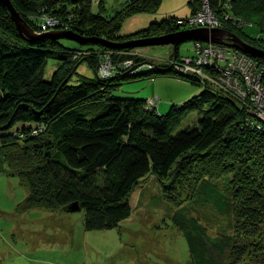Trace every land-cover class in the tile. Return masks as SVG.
Here are the masks:
<instances>
[{"label":"trees","instance_id":"16d2710c","mask_svg":"<svg viewBox=\"0 0 264 264\" xmlns=\"http://www.w3.org/2000/svg\"><path fill=\"white\" fill-rule=\"evenodd\" d=\"M162 1L128 0L110 15L104 0L97 11L94 0H11L37 33L49 18L60 19V26L83 41L72 40L74 48L48 35L26 40L0 3V173L17 176L28 189L20 208L65 210L77 203L85 230L103 231L132 216L130 195L147 176H156L169 191L179 175L189 172L196 199L186 200L170 218L188 242L192 263L237 264L253 255L264 264V126L247 123L245 110L229 93L207 82L205 87L203 80L205 89L172 104L166 114L148 99L115 94L125 82L146 78L148 71L160 73L152 72L151 79L169 75L170 62L153 59L159 63L153 64L133 53L135 47L111 48L101 42L125 44L187 30L179 23L186 17L168 15L122 32L124 17L157 13ZM209 1L226 25L251 21L264 34V0ZM190 4L194 15L199 0ZM242 33L248 44L264 49V35ZM196 49L195 44V54L188 57L197 56ZM75 51L87 52L79 61L94 72L106 58L115 68L109 77L94 73L73 84L69 69L77 64ZM174 53L179 62L186 58L179 48ZM51 59L64 68L46 80ZM129 61L134 70L124 66ZM186 112L196 113V122L183 127ZM197 200L231 218L233 230L210 234L197 211L188 208Z\"/></svg>","mask_w":264,"mask_h":264},{"label":"rangeland","instance_id":"374dc122","mask_svg":"<svg viewBox=\"0 0 264 264\" xmlns=\"http://www.w3.org/2000/svg\"><path fill=\"white\" fill-rule=\"evenodd\" d=\"M100 1L94 0V11L98 10ZM126 1L128 0H104V4L109 14L115 15V12L121 9L122 4ZM190 1L163 0L157 13L142 12L131 17H124L121 22V30L123 33L133 32L145 28L154 19L162 21L168 15L186 17L183 19L185 21L193 16L190 15ZM209 3V0H199L198 9L204 10ZM213 16L210 27H214L217 21L221 22L220 25L217 22L216 27L218 28L213 29L231 32L246 43L248 37L242 33L243 30L250 37H255L257 34L258 36L264 35L251 21L244 23L242 20L240 22L238 20L236 25H226L217 14ZM49 20L51 25L47 20L43 25L45 28L42 27V31L37 35L61 32L76 34L71 28L60 26V19L53 17ZM181 25L186 26L184 22H181ZM193 28L197 27H187V29ZM54 39L58 38L54 37ZM222 39L223 43L209 41L205 44L209 48L221 46L225 49L229 47L235 49L239 55L257 62L258 68H263V58L253 57L234 48L232 40L227 36ZM71 41L67 38L62 39V43L67 47H76V44ZM173 46L172 44L133 46L135 47L133 53H139L141 57L150 59L153 64L158 63L153 59H161L162 62H170L173 66L169 72H166L169 75L163 76L165 74L161 73L162 76L151 79L152 76H155L152 72H155L156 75L160 74L152 64L151 68L154 70L148 71L146 78L125 82L115 94L124 96L129 93L140 98H149L147 102L151 103L153 108H157V112L161 114H166L172 104L183 103L199 94L203 90V84L206 87V79L212 76V70L203 64L198 66L194 62L188 66L189 68L187 67L188 69L180 65L176 66L181 61L179 62L175 57ZM259 49L264 51L262 48ZM75 52L74 62L77 64L69 69L70 75H74L71 80L73 84L77 83L79 76L90 78L94 76V73L100 77H109L115 68L110 58H106L94 72L87 62L79 61L83 56L86 58L87 52ZM179 52L180 57H186L182 64L192 61L188 56L195 54V42L188 41L181 44ZM210 57L209 55L208 58ZM223 61L225 60H220V62ZM130 67L128 68L134 70L136 66L132 62ZM61 68H64V65H60L58 60H49L43 74L44 79L50 80L54 72ZM189 73L191 76H187ZM176 77L195 80L199 85ZM203 79L202 84L200 82ZM210 85L215 88L219 87L215 84L208 86ZM235 96L237 94L229 93L231 100L241 104V101ZM240 107L243 108L242 104ZM244 112L246 113V122L250 123L252 120L250 113L247 110ZM188 115H190L188 112L182 115V119H185L183 127L196 122V113ZM1 151L0 149V153ZM189 174V172H184L179 175L177 186L170 188L169 191L163 188L156 176H147L130 195L132 216L129 219L115 229L87 231L84 228V211L81 208L78 211L48 210L42 207H33L28 210L20 208L19 205L28 195V189L17 176L0 173V264H193L188 242L182 231L170 218V214L183 205L186 200L196 199V194L189 187V182L193 179V177L189 178ZM168 193L169 195H167ZM188 208L197 211L201 222L212 235L229 232L232 229L231 218L221 215L212 206L197 200L191 201ZM248 258L249 260L237 264H262V261H258L259 258L253 255Z\"/></svg>","mask_w":264,"mask_h":264},{"label":"built area","instance_id":"2783aa9c","mask_svg":"<svg viewBox=\"0 0 264 264\" xmlns=\"http://www.w3.org/2000/svg\"><path fill=\"white\" fill-rule=\"evenodd\" d=\"M209 6V4L206 5L204 10H199L191 18L185 21L180 20L179 23L184 22L188 28L193 26L208 29L218 28L216 25L221 24L218 21V24L215 22V26L210 27L215 13ZM205 43L201 41L195 42L197 56L191 58L192 61H187V64H182L183 62L181 61L179 65L188 69V66H191L194 62L198 66L203 64L205 67H210L212 76L206 79L207 84H215L219 86V89L227 93L237 94L238 97H235L241 101L243 109L247 110L252 117L250 123L257 128L264 126V66L263 68H258L257 62L239 55L238 51L230 47L226 49L221 46L209 48ZM209 55L211 56L210 58H208ZM220 60L225 61L220 62ZM217 62L219 63L217 64ZM131 63L132 61L125 63L126 67H130ZM105 70L108 69L105 68Z\"/></svg>","mask_w":264,"mask_h":264},{"label":"water","instance_id":"95a60500","mask_svg":"<svg viewBox=\"0 0 264 264\" xmlns=\"http://www.w3.org/2000/svg\"><path fill=\"white\" fill-rule=\"evenodd\" d=\"M0 3L9 11L12 21L15 23L16 28L19 31V34L25 38L26 40H33L36 38L44 37L48 35L50 37H55L58 39H70L78 42H83L80 38H78L75 34L71 32H61L58 34H42L37 35L31 26L21 17L18 13L16 8L13 6L11 0H0ZM221 36V37H217ZM229 37L232 40V46L238 50H241L253 57L263 58L264 59V51L256 48L243 40H241L235 34L228 32L222 29H208V28H194V29H187L182 30L176 33H172L169 35H164L161 37H155L148 40H141V41H132L127 42L125 44L120 43H111L106 41H101L105 45L111 48H124V47H133L141 44L145 45H174V50L177 51L181 44L188 42V41H202V42H220L223 43L222 37ZM80 210V206L77 203H73L66 207L65 211H78Z\"/></svg>","mask_w":264,"mask_h":264},{"label":"bare ground","instance_id":"6f19581e","mask_svg":"<svg viewBox=\"0 0 264 264\" xmlns=\"http://www.w3.org/2000/svg\"><path fill=\"white\" fill-rule=\"evenodd\" d=\"M49 25H51V23H49ZM48 27V26H47Z\"/></svg>","mask_w":264,"mask_h":264},{"label":"crops","instance_id":"0c3cea01","mask_svg":"<svg viewBox=\"0 0 264 264\" xmlns=\"http://www.w3.org/2000/svg\"><path fill=\"white\" fill-rule=\"evenodd\" d=\"M149 99V98H148Z\"/></svg>","mask_w":264,"mask_h":264}]
</instances>
